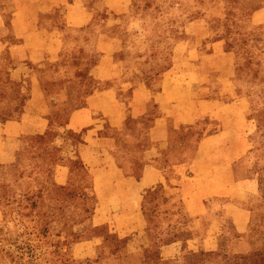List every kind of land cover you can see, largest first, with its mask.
Returning a JSON list of instances; mask_svg holds the SVG:
<instances>
[{"label": "rangeland", "instance_id": "374dc122", "mask_svg": "<svg viewBox=\"0 0 264 264\" xmlns=\"http://www.w3.org/2000/svg\"><path fill=\"white\" fill-rule=\"evenodd\" d=\"M16 1L0 0V264H264V0H95L93 23L71 28L64 0L50 18L54 0L25 15ZM52 31L61 51L44 54ZM158 90L198 102L157 106ZM220 129L226 150L205 138ZM197 144L194 157L232 156L255 180L247 216L232 170L190 166ZM144 163L166 174L125 192ZM204 233L214 248L193 251Z\"/></svg>", "mask_w": 264, "mask_h": 264}, {"label": "crops", "instance_id": "0c3cea01", "mask_svg": "<svg viewBox=\"0 0 264 264\" xmlns=\"http://www.w3.org/2000/svg\"><path fill=\"white\" fill-rule=\"evenodd\" d=\"M23 1H24V3H22V4H21L20 1H18V0L16 1L15 6H14V10H13L14 14H16V12H18V9H21L23 7V9H24L23 15H25V14L29 13V11L31 10L28 6L36 5L35 4L36 0H23ZM57 1H59V0H54V1L50 2L49 5H48V8H45L43 13H40L41 16L43 15L44 17L50 18V17L56 15V12H58L59 7L61 5ZM65 1H66V6H65V9H64V13H61V15H60L61 22H63L64 26H65L64 28L83 27L85 24H90V23L92 24L93 23V21L95 20V17H96V13H94L92 11L94 3H95V0H72V1L64 0V4H65ZM26 2H28V3H26ZM104 2L105 3L103 4V6H104L105 9L113 10V7L115 5L120 6V7H126L128 5V3L130 2V0H116V1L104 0ZM69 6L76 7L77 10L73 9L72 12H71ZM72 15H75L74 18H76V16H78V18H79L78 21L72 20L71 19ZM41 16H40L39 19H36V21L40 22ZM25 18L27 20H30L28 16L25 17ZM65 18H66V20H65ZM3 27L4 28L6 27L4 22H2L0 24V32L3 31V29H4ZM55 28H58V30H60V28H63V26L59 25L58 23H55V24H53V29H55ZM51 33H52V35L49 38L51 43L47 45L48 49H46L44 51V54H50V53L51 54H57V53L59 54L60 51H61V46H62V44L64 42L65 35H63V33H57V32H54V31H52ZM203 36H205V35H200V36L198 35L199 38H202ZM219 41H221V40H219ZM186 43L184 44V48H185L184 53L188 52L189 49H190V52H192V46H197L199 41H198L197 38H193V39H190L189 41H187ZM34 51H36V50L35 49H31L30 50V52H34ZM116 76H117L116 73H111L109 75L110 78H115ZM162 91L163 90H158L157 91V93H158V95L156 96V98H157V101H156L157 102V106H161L162 107V106H164L167 103H173V102H175L174 104H176V102H180V101H186V102H191V101L195 102L196 101V102H198L197 99L195 100L193 95L180 97V96H177L176 93H174V92H173L174 94L172 96L170 94H168V93H164L163 92L164 95L162 97H160V94L162 93ZM169 96H171V97H169ZM203 99L204 100H202V101H204V102L207 101V102H210L211 104L212 103L213 104L216 103V106H218V107L221 106V100L220 99H217V98L214 99V100L213 99L212 100H208V98H203ZM115 100L116 101H120L119 98H116ZM151 102H154V100L151 99ZM89 108H90V110H89ZM87 109L88 110H86V111H88V113L90 114L91 118L97 117L98 115L100 116L101 111L94 109V107L92 105L88 106ZM220 109H222V106L220 107ZM95 110L97 112H95ZM80 112H82V111H79V109H76L72 113V117L71 118H72V121L74 122L75 126H76V123H77L75 120H79V119L83 118V116L85 115V114L79 115ZM97 119H99V118L97 117ZM12 122H14V121L12 120ZM94 123H96V122H94ZM4 125H6V124H4ZM1 127H3V125H0V130H1ZM97 129L100 130L99 127H97ZM171 131L175 132L174 130H171ZM8 132H12V134H11L12 136L15 135L14 134L15 132H13L12 130H8ZM0 133H1V131H0ZM226 133H227L226 129L224 131H223V129H220L218 131L209 132L208 134H206V136H205L206 140H208L209 138L210 139L213 138L211 140V143L214 146H212V147L210 146V148H216V147L217 148H221V147L223 148L224 147V150H226V148H228L229 146L222 145L221 143L218 142V138L223 137ZM1 135L2 134H0V136ZM207 142H208V147H209V141H207ZM155 147L158 149L157 145H155L152 148H155ZM195 147H196V151L193 154V157L191 158V162H189L191 167L195 164L194 160L196 158L197 160H199L198 162H199L200 166L206 167L208 165H212V167H215L214 170L220 169V170H217V171H220L219 174H217V173H209L208 172V176L212 175V174H216V175H213L212 177H218L220 175L223 176V173H224V175H227L229 173V169L232 170V173L234 174L233 175L234 181L240 182L244 186V188L242 190V192H244V193H242V195H240V200L241 201H240L239 205L242 206V208H240L242 213H244V215L247 216L248 213L245 214V210H246L245 208L246 207L243 204L244 201H245V198H246L245 195H244L245 194V185H246L247 182L254 183V185L252 184L253 186H250V187H248V185H246L247 192L253 193V192L256 191V186H257V183L255 184V180L252 179V178H249V177L248 178H245V177L240 178V177L236 176V173H235L234 168H233L235 160H234V158L232 156H228V155L224 156V154L222 153V154L219 155V157L215 156L216 159H212V158H210V156L213 154L211 152L212 154H210V156H208V157H206L203 153H202L201 157H198V156L194 157V156L197 155L198 149H200V150L202 149L201 148V144H197V146H195ZM167 151H165V152H167ZM161 152H162V150H160V153ZM162 155H164V154H162ZM239 157L240 156L236 157V159L238 160ZM178 165L181 166V167H187V163H184V162L178 163ZM212 167H208V168H210V170H211ZM221 172H222V174H221ZM165 174H166V171L162 172L161 169L157 165H155L154 163H152V164L144 163V164H142V167L140 168L139 171L135 172L133 175L129 174L125 178V180H128L129 182H131V184H129L128 187L125 188L124 190H125V192L133 193L136 196H139V195L142 196V193H141L142 190L143 191L145 190V192L149 191L150 189H152V187L155 186L156 183H158L161 180L160 177H157L154 180V182L150 184V181L155 176H159V175L162 176V175H165ZM193 175L194 176L199 175L197 173V170H196L195 167H194V174ZM116 176H117V174H116ZM212 177H210V178H212ZM145 186H146V188H145ZM137 187H139L140 189H137ZM208 188H209V186H208ZM181 190L183 192L184 187H182ZM136 193H138V194H136ZM202 199L204 200L203 197H202ZM183 202L185 204L186 203L188 204L189 200L187 198H184V200L182 199V203ZM185 204H183V207H185V210L188 212L187 208H189V204H188V206L185 205ZM223 206L227 208L230 205H229L228 202H226V203L223 204ZM199 207H201V206H199ZM233 214L235 215V212H233ZM240 222H241L242 226L247 229L248 225H247L245 219H240ZM218 238H219L218 233H204V235L201 238L202 239L201 242L196 243V244L193 243V246L196 245V248H193V251L199 250V249H201V250H203V249L204 250H207V249L212 250V248H214V244L211 243V241L214 242ZM166 245H168V244H166ZM236 250L242 251V249H236ZM163 256H166V255L164 254Z\"/></svg>", "mask_w": 264, "mask_h": 264}]
</instances>
